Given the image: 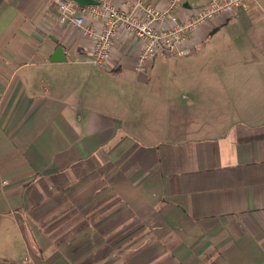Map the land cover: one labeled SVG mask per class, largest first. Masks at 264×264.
Returning <instances> with one entry per match:
<instances>
[{"label":"crops","instance_id":"1","mask_svg":"<svg viewBox=\"0 0 264 264\" xmlns=\"http://www.w3.org/2000/svg\"><path fill=\"white\" fill-rule=\"evenodd\" d=\"M57 20L0 0V264H264V0L146 73Z\"/></svg>","mask_w":264,"mask_h":264},{"label":"built area","instance_id":"2","mask_svg":"<svg viewBox=\"0 0 264 264\" xmlns=\"http://www.w3.org/2000/svg\"><path fill=\"white\" fill-rule=\"evenodd\" d=\"M97 1L82 7L74 0H55L58 23L90 40V62L99 69L112 62L121 38L134 39L140 46L134 69L146 73L159 56H191L192 34L218 19L234 17L248 0H204L184 17L179 13L185 0H168L166 7L149 0ZM22 264L36 263L26 258Z\"/></svg>","mask_w":264,"mask_h":264},{"label":"rangeland","instance_id":"3","mask_svg":"<svg viewBox=\"0 0 264 264\" xmlns=\"http://www.w3.org/2000/svg\"><path fill=\"white\" fill-rule=\"evenodd\" d=\"M213 57L214 58L207 56V61L209 62L210 66L224 67V66L229 65L228 61H225V59L222 57V54L221 55L217 54V57L213 54ZM178 61H180V59L173 57L169 60L170 62L169 65L165 63L163 66L164 67H168L170 65L176 66L179 63ZM186 67H190V66L186 64Z\"/></svg>","mask_w":264,"mask_h":264},{"label":"water","instance_id":"4","mask_svg":"<svg viewBox=\"0 0 264 264\" xmlns=\"http://www.w3.org/2000/svg\"><path fill=\"white\" fill-rule=\"evenodd\" d=\"M78 5L85 7V6H93L97 5V0H74Z\"/></svg>","mask_w":264,"mask_h":264}]
</instances>
